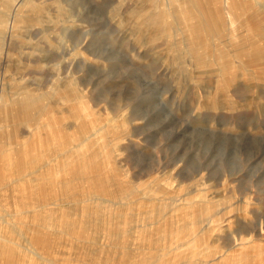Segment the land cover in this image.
Returning a JSON list of instances; mask_svg holds the SVG:
<instances>
[{"label":"rangeland","instance_id":"374dc122","mask_svg":"<svg viewBox=\"0 0 264 264\" xmlns=\"http://www.w3.org/2000/svg\"><path fill=\"white\" fill-rule=\"evenodd\" d=\"M234 3L0 0V264H264V0Z\"/></svg>","mask_w":264,"mask_h":264},{"label":"bare ground","instance_id":"6f19581e","mask_svg":"<svg viewBox=\"0 0 264 264\" xmlns=\"http://www.w3.org/2000/svg\"><path fill=\"white\" fill-rule=\"evenodd\" d=\"M194 1V0H193ZM237 2H240L241 0H236ZM220 6L218 8L219 14L221 16H224L229 20V24L231 27L235 26L234 21V12L233 10L239 8L237 7L238 4L234 3V0H219ZM2 159H0V163H2ZM13 170V167L10 168V170ZM2 168H0V179L2 177ZM12 176V175H11ZM10 176V177H11ZM9 177V178H10ZM17 180H20V177L16 178ZM0 210H2L5 214H10L11 212L15 211V205L18 204L19 201H21L22 198H24L26 195H28V191H19L20 194H16L15 185H13L10 182H6L5 180H0ZM2 219V218H1ZM5 224H8V222H4ZM72 225L75 226L76 229L80 228L82 225L78 222H72ZM6 231L4 224L0 223V252L7 246L5 244L6 242ZM36 249V247L34 246ZM2 261H0L1 263ZM54 263V262H53Z\"/></svg>","mask_w":264,"mask_h":264}]
</instances>
